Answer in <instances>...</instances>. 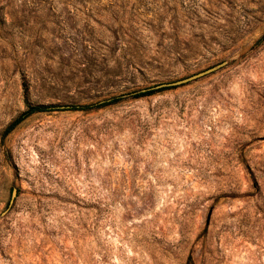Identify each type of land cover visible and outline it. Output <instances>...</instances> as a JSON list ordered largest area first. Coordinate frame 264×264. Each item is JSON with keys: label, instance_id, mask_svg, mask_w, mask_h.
I'll list each match as a JSON object with an SVG mask.
<instances>
[{"label": "rangeland", "instance_id": "rangeland-1", "mask_svg": "<svg viewBox=\"0 0 264 264\" xmlns=\"http://www.w3.org/2000/svg\"><path fill=\"white\" fill-rule=\"evenodd\" d=\"M0 264H264V0H0Z\"/></svg>", "mask_w": 264, "mask_h": 264}, {"label": "trees", "instance_id": "trees-1", "mask_svg": "<svg viewBox=\"0 0 264 264\" xmlns=\"http://www.w3.org/2000/svg\"><path fill=\"white\" fill-rule=\"evenodd\" d=\"M26 92H27V88H25ZM164 90V89H163ZM154 93V90H147L146 92H141L139 95H150ZM122 98H113L111 100H108L106 102H104L101 105H109V104H115L117 102H119ZM28 109L21 114L6 130L5 134H8L10 132H12L19 124H21L27 117L31 116L34 113H38V112H46L49 111L51 109V107L49 106H40V105H31L28 104ZM68 110H73V111H84V110H90L92 109L91 106H69L67 108Z\"/></svg>", "mask_w": 264, "mask_h": 264}, {"label": "water", "instance_id": "water-1", "mask_svg": "<svg viewBox=\"0 0 264 264\" xmlns=\"http://www.w3.org/2000/svg\"><path fill=\"white\" fill-rule=\"evenodd\" d=\"M225 65H226V63H222V64H220V65H218L216 67H213V68H211L209 70H206V71H204V72H202L200 74H196L194 76H191L189 78H186V79L178 81V82H174L172 84H164V85H161V86H157L155 89L186 84V83L194 81V80H196L198 78L204 77V76H206L208 74H212L213 72H215L216 70L224 67ZM17 195H18V191L16 189H14V191H13V200L12 201H14L17 198Z\"/></svg>", "mask_w": 264, "mask_h": 264}]
</instances>
